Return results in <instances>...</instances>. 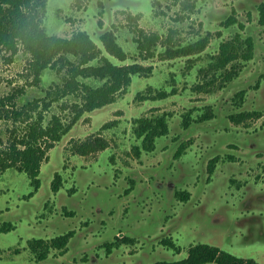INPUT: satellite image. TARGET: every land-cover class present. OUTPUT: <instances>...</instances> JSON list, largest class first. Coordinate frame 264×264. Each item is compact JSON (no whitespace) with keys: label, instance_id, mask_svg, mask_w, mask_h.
Here are the masks:
<instances>
[{"label":"rangeland","instance_id":"374dc122","mask_svg":"<svg viewBox=\"0 0 264 264\" xmlns=\"http://www.w3.org/2000/svg\"><path fill=\"white\" fill-rule=\"evenodd\" d=\"M34 1L43 4L39 7V19L47 34L69 38L74 33L84 31L100 45L101 30L109 28L128 55L125 63L140 64L146 69V73L133 77L129 88L119 93L112 104L84 114L73 123L62 140L47 151L38 176L40 188L33 197L29 195L33 187L26 173L10 169L0 175V222H11L16 227L10 233H0V251L3 257L0 264H6L3 261L15 256L9 255L8 251L11 250L17 255L13 264H28L29 240L51 238L69 229H76V225L84 219L100 232L93 240L86 242L85 250L102 246L119 231L136 233L134 236L139 237L140 227L135 221L137 219L134 220L131 215L134 210H139L146 197H151L155 204L157 197L169 195L170 191L165 183L179 174L189 175L187 172L192 170L189 161H193L194 153L205 151L209 145L211 152H220L227 139H239L219 131L224 130V116L227 113V116L241 111L251 113L249 111L254 108L261 112L260 119L237 125L235 133L240 138L256 130L264 121V87L260 88V76L264 71V26L258 23L259 16L252 8L251 0ZM232 10L237 23L243 26L242 30L238 29V24L224 30L223 21ZM98 23L102 25L98 26ZM141 33L157 34L160 37V43L152 48L151 54H140L138 51L137 40ZM237 35L242 39L253 38L254 56L249 61H244L242 57L246 53L245 46L242 42L237 43L236 71L240 75L237 72L231 79L224 81L223 75L213 68L212 62L220 43L234 40ZM204 37L208 38V45L198 54L179 58H168L165 55L164 46L176 45V48ZM169 39L170 43L167 45ZM28 61L29 55L22 49L15 55L0 52V150H7L14 136L20 137L24 132V124L15 118L13 111L23 109L33 116L43 111L46 120L57 115L67 124L75 116V105L80 103L75 95L70 94L51 102L44 110L41 100L45 96L44 91L53 92L57 85L62 87V77L65 74L64 71H49L43 82L36 85L32 82L33 74ZM254 73H258V77ZM232 80L234 85L227 87ZM98 83L93 80V84ZM241 90L246 93L244 100L239 103L235 101V97ZM239 108L243 109L239 111ZM204 113L212 116L209 125L202 126L206 129L204 133L199 131L190 136L193 143L190 149L194 153H189L181 165L173 164L168 160L171 153H167V150L169 143L178 136L177 130L184 129L182 121L191 118L198 120ZM155 115L166 117L168 133L156 140L153 151L146 152L140 148L142 141L138 136L139 126L136 120ZM24 117L25 113L22 118ZM105 125L109 127L106 128ZM98 137L107 143L106 149L87 156L74 152L73 145ZM249 140L256 144L264 143L262 137L250 136ZM226 156L227 153L222 154L225 158L218 163L211 177L213 181L206 191L201 192L203 197L208 191L212 193L202 203L203 206H196L195 212L190 211L186 217L176 218L175 221L173 212L170 210L168 213L167 220H172L171 225H185L183 222H186L188 228L190 216L194 215L201 226L198 230H189L179 225L180 228L187 229L175 237L178 238L181 252H165L167 258L158 259L157 262L181 260L187 256L190 245L206 243L237 257L251 258L264 264V202H254L253 209L247 210L242 209L241 205L233 207V204L221 207L224 200L222 203L217 196L224 184L227 188L241 186L243 189L255 187L259 181H263L264 159L258 162H253L252 159L248 167L251 171L243 173L244 170L239 168L242 165L233 164L232 159H227ZM254 157L260 159L261 155ZM109 166L120 177L114 184L111 176L113 171ZM143 168L154 188L156 183L162 184V187L148 191L142 200L125 202L123 197L118 196L126 188L123 182L125 176L121 177V173L129 171L126 178L134 177L130 171ZM52 172L59 173L62 177L60 195L56 196L55 203L65 208L71 207L76 216L58 220L54 214H45L42 224L35 225L34 219H39L44 203L52 196ZM193 175L191 171V177ZM202 181L203 178L201 183ZM204 186L205 184L201 185V189ZM149 187L151 186L147 188ZM68 193L70 197L66 196ZM254 193L255 191H251L250 195ZM165 214L167 211L164 209L163 219ZM142 228L152 229V226ZM81 233L85 237L88 231L84 228L78 231L74 242H80ZM97 256L102 264H108L103 260L102 249L97 251Z\"/></svg>","mask_w":264,"mask_h":264},{"label":"trees","instance_id":"16d2710c","mask_svg":"<svg viewBox=\"0 0 264 264\" xmlns=\"http://www.w3.org/2000/svg\"><path fill=\"white\" fill-rule=\"evenodd\" d=\"M34 0H0V52L5 51L15 55L20 49L29 55V66L33 74V83L39 85L49 71L61 73L62 87L53 91H44L41 98L46 110L51 102L58 101L65 95L73 94L79 100L76 104L75 116L70 123H64L53 115L46 120L43 111L35 116L27 111H13L15 118L24 124V132L20 137L14 136L7 150H0V175L10 169L24 172L30 178L34 187L39 186V172L42 162L47 157V151L53 148L69 132L73 123L84 114L102 109L112 104L119 93L126 91L133 82V77L146 73V69L137 63H125L128 55L118 43L111 31L103 32L99 37L100 45L91 36L79 31L71 37H59L47 34L40 25L39 7L42 3ZM261 21H264V8L260 6ZM237 22L235 17L226 21V25ZM240 27H243L240 25ZM157 34L145 35L141 33L137 40L140 54H151L152 48L160 43ZM242 42L246 53L244 61H249L254 54L253 38L242 39L239 35L234 40L221 42L216 57L212 62L213 68L223 80H229L237 73L238 64L236 44ZM170 39L167 41V45ZM208 45V38L184 45L164 46L168 58L189 57L198 54ZM229 68V70H228ZM93 80L98 84H93ZM202 88V87H198ZM163 95V93H161ZM245 91L236 95L235 101L244 100ZM48 100V101H47ZM33 110V108H31ZM25 113L24 119L22 118ZM212 114L204 113L207 118ZM250 113H239L229 116L232 123L239 125L246 123ZM22 118V119H21ZM137 130L145 151L154 149L157 137L168 133V123L163 115L139 118L136 120ZM104 127H109L105 125ZM76 154L87 156L107 148V143L98 138L73 145ZM214 161L210 166L213 170ZM10 224H3L0 230L10 229ZM67 236L52 239V247L60 248L65 245ZM43 241H34L35 248H43ZM155 264H259L251 258H241L215 246L197 244L191 246L186 258L177 261H160Z\"/></svg>","mask_w":264,"mask_h":264},{"label":"flooded vegetation","instance_id":"af4514ba","mask_svg":"<svg viewBox=\"0 0 264 264\" xmlns=\"http://www.w3.org/2000/svg\"><path fill=\"white\" fill-rule=\"evenodd\" d=\"M250 2L252 4V8L254 9V12L258 13L259 16L258 23L260 24V26H264V21H261V13H260V6H263L264 8V0H251ZM234 15H235L234 10H232L231 14L227 17V19L223 21L225 28L224 30H226L231 26H234L235 24H238L237 22H235L231 25H226V21L234 17ZM99 25H102V23H98V26ZM240 25L241 24H238V29L242 30V27H240ZM105 31H111V30L109 28L108 29L103 28L101 30L100 35ZM111 32L113 33V31ZM237 75H240V72H238ZM254 76L258 77V73H254ZM260 77H262V84L260 86V88L262 89L264 87V71L262 72V75ZM233 82L234 80L230 81L226 86L228 87L230 85H234ZM241 91H245V90H241ZM239 92H237L236 94H238ZM242 109L243 108H239V111H241ZM257 109L258 108H254L252 111H249L251 112L250 114L252 116L248 118L247 121H251L253 119L258 120L262 117V115H260L261 112ZM244 112L241 111L239 113H244ZM227 115L228 113L226 114V117L224 116V119L226 120L223 126L224 130L223 131L219 130V131L225 134H231L233 138L238 137L239 139L238 140H234L232 138L227 139V141L222 144L220 152L218 151L211 152L209 149L210 145L207 147L205 151L199 152L197 154L192 152L193 150L190 149L191 148L190 146L193 145L192 141L190 140V136L193 133H198L199 131L204 133L206 129L202 128V126L209 125L208 123H210L211 117L205 118L203 117V115H200V117H198V120H192L193 118H191L188 121L185 120L182 121V123L184 122L183 124L184 129L183 130L178 129L176 133L178 136L169 143L167 153H171V154L168 156V160L178 166L182 164V162L184 161L183 159L186 156H188L189 153H194L193 161H189L190 168L192 169L191 171H193L194 175L191 177V171H190L187 172L189 174L188 176L179 174L177 175V177H172L171 179H168V181L165 183V186L168 185V189L170 191L169 195L163 194L160 197H157L155 199L156 201L155 204L152 203L153 199L148 196L140 204L139 210L133 211L131 216L134 218V220L137 219L135 221L137 222L141 230V232L139 233L140 234L139 237L134 236V234L136 233H131V232L123 233L122 231H119L116 232L114 235H112L109 241L107 243H104L102 246L93 247L85 250L84 246L86 242L93 240L95 237H97L100 234V232L99 230H96L92 225L90 226L91 222L84 219L80 222V224L76 225L77 226L76 229H69L65 233L56 235L55 237H51V238H34L29 240L27 242V246H28L27 248L30 251V258L28 259L27 263L28 264H102L99 261V257L97 256V251L102 249L103 258H104L103 260H105L104 262H108V264H138V263L155 264L157 263L158 259L163 260L167 258L165 252L174 251L176 254L181 252V246L178 245V238L176 239L175 237H178L179 234L187 231V229L198 230L201 225L194 215L190 216L192 221L191 220L189 221L188 228L186 222H183L185 225H181L180 223H174V225H171L172 220L170 221L167 220L168 213L170 212V210L173 212V218L175 221L176 218L186 217L187 216L186 214H188V212L190 211L195 212L197 210L195 208L196 206H200V205L203 206L202 203L205 200H207V198L210 197L212 193H209L208 191L205 197H203V195H201V192L206 191L207 190L206 188L209 186L210 182L213 181L212 180L213 178L211 179V177L215 173L218 163L225 158L222 157V154L227 153L228 155L226 156L227 159L228 158L232 159L233 164L242 165V167L239 166V168L241 170H244L243 173H245L246 171L248 172L251 171V169L248 167H249V162L251 163L252 159L253 162H258L264 159V143L256 144L254 143V141L252 142L249 140L250 136L264 138V121L256 130H254L253 132H248L244 135L243 138H240V136H238L235 133V129H237L236 127L238 126L232 123L229 119V116ZM166 135L159 136L156 138V140ZM140 148L143 149L142 145ZM151 151H146V152H151ZM228 151L230 152V154ZM257 155H261L260 159L258 157L257 159L254 157ZM213 161L215 162L213 166V170L210 171V166ZM109 167L110 170L113 171L112 170L113 167L112 166ZM130 172L131 173L133 172L132 175L134 177L130 176L129 178H126L128 177L129 171L125 173H121V177L125 176L123 182L126 188L125 190L122 189L123 191L121 190L118 196L123 197L122 200H124L125 202H129L132 200L137 201L138 199L142 200L143 197L147 195L146 193L148 191H153L154 189L157 190L162 187V184L156 183V188H154V185H152L151 181L148 180L147 177L148 175L145 172L144 168L136 169L135 171H130ZM50 176H51L50 181H51L52 196L51 198L47 199V201L44 203L43 205L44 209L39 214L40 215L39 219H37L38 217L34 219L33 224L35 225L42 224L41 220L46 217L45 214H47V216L48 215L53 216L54 214L56 215V218L58 220L59 218L62 220L76 216L75 211H73L71 207L65 208L64 206H61L59 203H55L56 196L60 195L59 192L61 191L62 177L59 173L56 172L54 173L52 172ZM111 176L113 177V184L118 182V179L120 177H118V175L114 173V171ZM202 178L203 181L201 183ZM226 181L229 180L226 179ZM204 184H205L204 188L201 189V185ZM31 185L33 187V191H31L29 195L33 197L40 188V182L38 188L34 187L32 183ZM148 186L151 187L147 188ZM220 188L222 189V191L219 194H217V196L218 199H221L222 203L224 200V204L223 205L221 204V207L225 205L233 204L234 205L233 207H235L236 205L237 207L241 205L242 209L247 210V209H253L254 202L257 203L264 202V179L263 181H259L255 187H249V188L244 187L242 189L241 186L240 187L233 186L231 188H227L226 185L224 184L223 187L221 186ZM212 191L213 190H211V192ZM251 191H255V193L253 195L252 194L250 195ZM66 196L70 197L71 195H69L68 193ZM50 201L53 202L54 204L52 205ZM213 206L215 208H218L215 205ZM164 209L167 211V214H165L163 219L162 212L164 211ZM242 214H245V212H243ZM155 223L158 224L154 225ZM3 224H10L11 228L7 230H0V233L2 234L10 233L14 231L16 228L15 225L11 222H0V226H3ZM179 225L187 229L186 230L182 229L180 228ZM143 226L144 227L152 226V229H143L142 228ZM83 228L88 231L87 235L84 237L83 233L79 234L80 242L79 241L74 242L75 238L78 236V231L83 230ZM64 236H67V239L63 247L56 248L50 245L49 242L52 239H57L59 237H64ZM37 240L43 241L42 244L43 243L46 244L45 245L46 248H44V250H42L43 248L37 249L34 247L35 246L34 241ZM81 240H84L85 242L84 241L82 242ZM198 244H206V243H198ZM191 246L194 245H190L189 248ZM10 252L8 251L9 255L12 254L15 256L10 258L8 257L6 261H3L6 264H13L15 257H17L15 252H13L12 250ZM2 259H3L2 252L0 251V263H2Z\"/></svg>","mask_w":264,"mask_h":264}]
</instances>
